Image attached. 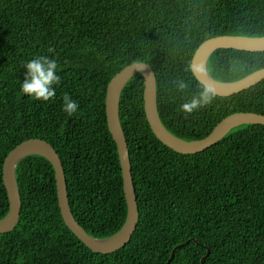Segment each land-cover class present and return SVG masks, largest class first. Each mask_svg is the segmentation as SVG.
I'll return each mask as SVG.
<instances>
[{
    "label": "trees",
    "instance_id": "16d2710c",
    "mask_svg": "<svg viewBox=\"0 0 264 264\" xmlns=\"http://www.w3.org/2000/svg\"><path fill=\"white\" fill-rule=\"evenodd\" d=\"M223 35L264 37V0H0V220L9 210L3 162L36 138L60 157L71 212L86 233L103 239L123 227L127 206L105 96L132 64L152 67L160 120L184 141L206 138L232 114L264 115V80L214 95L187 118L177 112L205 89L191 71L195 51ZM40 55L58 60L60 83L48 102L21 93L24 65ZM263 68L264 52L228 49L207 65L219 82ZM143 91L138 73L118 107L139 215L129 242L109 255L83 245L62 220L53 167L32 155L15 169L21 211L16 227L0 234V264H264V126H240L182 155L153 135ZM64 93L79 104L72 116L63 111Z\"/></svg>",
    "mask_w": 264,
    "mask_h": 264
},
{
    "label": "water",
    "instance_id": "95a60500",
    "mask_svg": "<svg viewBox=\"0 0 264 264\" xmlns=\"http://www.w3.org/2000/svg\"><path fill=\"white\" fill-rule=\"evenodd\" d=\"M235 50L248 53L264 52V37L218 36L204 41L195 51L191 61V71L195 79L205 89H211L215 96L229 97L250 89L264 80V68L253 72L236 82H219L208 73L207 65L210 56L217 50ZM144 79V112L153 135L170 150L192 155L204 151L218 143L231 130L243 125L264 126V115L254 113H237L223 119L204 139L184 141L172 135L162 124L157 108L156 76L151 66L136 63L125 67L109 82L105 96V114L109 133L116 144L122 172L123 192L127 206V216L123 227L108 238L97 239L86 231L75 220L68 200L67 183L62 162L55 149L41 139H30L20 143L6 156L2 167V181L5 188L9 210L0 220V234L11 232L19 222L21 199L15 178L18 163L27 156L45 158L53 167L56 182L58 207L64 224L88 249L94 253L112 254L123 248L131 239L138 223V208L135 188L131 174V161L127 141L119 120V100L126 83L136 74Z\"/></svg>",
    "mask_w": 264,
    "mask_h": 264
},
{
    "label": "clouds",
    "instance_id": "9594fccd",
    "mask_svg": "<svg viewBox=\"0 0 264 264\" xmlns=\"http://www.w3.org/2000/svg\"><path fill=\"white\" fill-rule=\"evenodd\" d=\"M48 52H55V49L50 47ZM24 68H26L27 74L21 84V93L37 101L48 102L54 99L56 96L54 86L60 83V76L57 75L58 60L40 55L26 62ZM177 87L183 91L187 85L181 81ZM213 96L212 90L206 88L198 96H194L190 101L180 105L177 112L183 113L187 118V116L211 104ZM62 99L63 111L69 116L74 115L79 109V104L68 93H64Z\"/></svg>",
    "mask_w": 264,
    "mask_h": 264
}]
</instances>
